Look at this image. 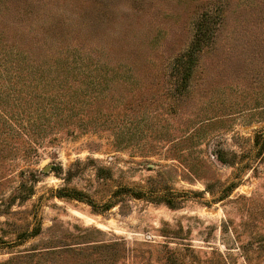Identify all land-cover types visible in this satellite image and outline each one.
Listing matches in <instances>:
<instances>
[{"label":"rangeland","instance_id":"374dc122","mask_svg":"<svg viewBox=\"0 0 264 264\" xmlns=\"http://www.w3.org/2000/svg\"><path fill=\"white\" fill-rule=\"evenodd\" d=\"M102 2L105 63L132 72L122 134L0 149V264H264V0ZM208 7L221 20L185 78Z\"/></svg>","mask_w":264,"mask_h":264},{"label":"trees","instance_id":"16d2710c","mask_svg":"<svg viewBox=\"0 0 264 264\" xmlns=\"http://www.w3.org/2000/svg\"><path fill=\"white\" fill-rule=\"evenodd\" d=\"M102 0H0V149L28 159L36 141L59 129L107 127L122 134L128 69L105 63L109 53L98 35L108 27ZM111 4L105 3L112 12ZM212 7L195 22L193 40L173 70L188 78L201 45H210L221 20ZM112 13H106V15ZM121 122V121H120ZM218 160L223 161L220 156Z\"/></svg>","mask_w":264,"mask_h":264}]
</instances>
